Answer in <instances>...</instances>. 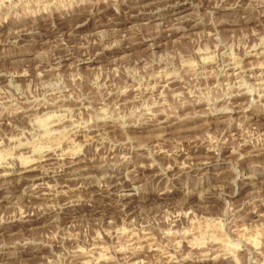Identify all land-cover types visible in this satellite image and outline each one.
I'll return each mask as SVG.
<instances>
[{
  "label": "rangeland",
  "instance_id": "374dc122",
  "mask_svg": "<svg viewBox=\"0 0 264 264\" xmlns=\"http://www.w3.org/2000/svg\"><path fill=\"white\" fill-rule=\"evenodd\" d=\"M0 264H264V0H0Z\"/></svg>",
  "mask_w": 264,
  "mask_h": 264
},
{
  "label": "bare ground",
  "instance_id": "6f19581e",
  "mask_svg": "<svg viewBox=\"0 0 264 264\" xmlns=\"http://www.w3.org/2000/svg\"><path fill=\"white\" fill-rule=\"evenodd\" d=\"M44 119V118H42ZM32 120V119H31ZM54 154V153H53ZM65 157V156H64ZM23 162V161H22ZM73 165V164H72ZM71 165V166H72ZM74 167L77 165H73ZM66 167V166H65ZM70 167V166H69ZM68 168V167H67ZM71 168V167H70ZM82 168V167H81ZM22 172H21V176L23 177V181L24 182H31V181H36V179H38V175L35 174V172H37V168L34 166V163L30 162L27 163L24 167H22ZM76 171V170H74ZM63 173V172H62ZM70 173V172H69ZM70 175V174H69ZM251 175V174H250ZM34 183V182H33ZM36 186V185H35ZM74 203V202H73ZM39 207L40 204H39ZM40 212V211H39ZM41 214V213H40Z\"/></svg>",
  "mask_w": 264,
  "mask_h": 264
}]
</instances>
